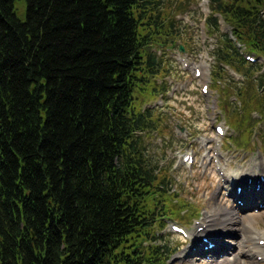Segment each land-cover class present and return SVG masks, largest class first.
<instances>
[{"label": "trees", "instance_id": "trees-1", "mask_svg": "<svg viewBox=\"0 0 264 264\" xmlns=\"http://www.w3.org/2000/svg\"><path fill=\"white\" fill-rule=\"evenodd\" d=\"M15 1L0 0V264H165L157 227L190 217L165 209L138 135L157 120L136 101L166 72L153 48L188 49L171 4L25 0L21 19ZM210 6L212 85L249 149L264 124V0Z\"/></svg>", "mask_w": 264, "mask_h": 264}, {"label": "rangeland", "instance_id": "rangeland-1", "mask_svg": "<svg viewBox=\"0 0 264 264\" xmlns=\"http://www.w3.org/2000/svg\"><path fill=\"white\" fill-rule=\"evenodd\" d=\"M163 2L171 4L181 33L178 43L185 41L188 49L180 50L177 46L153 48L161 59V64L165 65L166 72L149 83L147 92L136 101V107L149 109L157 120L155 128L139 132L138 135L149 168L155 170L158 177L165 181V190H162L165 193L160 196L167 203L165 209L186 204L179 212L190 217L185 222L166 216L163 218L165 225L157 227L163 243L167 242L173 251L165 264H207L212 261L213 264H220L219 260L223 257L229 258L226 264H233L235 257L239 258V264H264L263 255L259 259L256 253L249 250L254 243L264 240V199L260 193L245 202L238 199L234 191L240 186H228L232 183L224 177L226 174L239 175L264 162V151L260 148L264 124L256 122L253 125L249 149L239 147L231 141L230 137L239 134L228 123L234 108L225 109L226 111L221 109L223 95L213 87L210 76V64L213 63L211 51L216 41L214 36H210L206 26L210 0ZM14 6L17 16L25 19L26 1L16 0ZM220 23L224 31L230 30L222 18ZM196 67L202 71L201 79L194 74ZM263 71L264 68L261 72ZM231 73L232 80L241 78L240 75ZM203 84L209 85L207 93L202 91ZM231 98L235 99L233 95ZM233 107L236 108V105L233 104ZM216 125L224 127V135L217 134ZM186 153H193V163L182 161V156ZM215 207L224 212L232 210L235 215L240 216L236 223L237 230L228 227L225 229L226 235H219V239L224 240L223 244L233 249L230 253H223L222 247L220 250L217 247L211 250L207 247L208 243H205L203 249L200 242H197L199 249L192 251L196 241L192 240V231L201 222L209 220L210 210ZM175 212H178L176 208ZM172 224L183 226L189 238L175 233ZM245 227H256L260 234L248 243L246 254H240V245L245 240L241 233ZM260 237L263 238L259 239ZM210 242L214 244L211 239Z\"/></svg>", "mask_w": 264, "mask_h": 264}, {"label": "bare ground", "instance_id": "bare-ground-1", "mask_svg": "<svg viewBox=\"0 0 264 264\" xmlns=\"http://www.w3.org/2000/svg\"><path fill=\"white\" fill-rule=\"evenodd\" d=\"M258 164H259L258 167L256 166L250 167L248 170L242 171L241 174L239 175L238 174L236 175L227 174L226 175V179L230 181L232 184H238V185L243 186L244 188L243 192L240 194L234 191V195L236 197H240V198L243 197L246 201V200H249L250 198H254L257 195V193H260L262 195L261 198L264 199V182L262 181V177H261V175L264 174V162L262 161ZM232 184H229V185H232ZM258 185H261L262 188L257 189ZM210 211L211 212L208 216L209 220L204 221L199 224V226H201L202 229L201 230L195 229L191 233L192 240H196L194 241V245L192 246L193 248L192 251L198 250L200 245L202 248L204 247L203 245L205 241L204 239L202 241V237L205 236L207 238L212 239L216 243L215 247H217L218 250H220L222 247L223 253L225 252L230 253L233 248L231 246H227L223 244L222 241L224 240L221 241L220 240L221 238L219 239V235L223 233L224 235H226L225 229L228 227L229 228L231 227L233 230L234 229L237 230L238 228H236V223L238 219L240 218V216L235 215V213H233L232 210H227L226 212H224L223 210L218 209L217 207L212 208ZM242 234L245 240H243L240 245L241 249L239 250V253L246 254L245 248H247L248 243L250 241H253L256 238V236L260 233L257 232L256 227H253V228L245 227L243 229V232L241 233V237H242ZM262 238L263 237H260L259 239H262ZM197 242H200L201 244L198 245ZM214 248H212L211 250H213ZM249 250L256 253L257 257H259L260 255L264 256V244L261 245L260 243H257V244L254 243L252 245V248ZM228 260H229L228 257H223L222 259L219 260V263L226 264ZM213 262L214 261L208 262L207 264H213ZM216 262L218 261L216 260ZM233 264H239L238 257L234 258Z\"/></svg>", "mask_w": 264, "mask_h": 264}, {"label": "water", "instance_id": "water-1", "mask_svg": "<svg viewBox=\"0 0 264 264\" xmlns=\"http://www.w3.org/2000/svg\"><path fill=\"white\" fill-rule=\"evenodd\" d=\"M180 49H181V50H183V49H184V47L181 45Z\"/></svg>", "mask_w": 264, "mask_h": 264}]
</instances>
